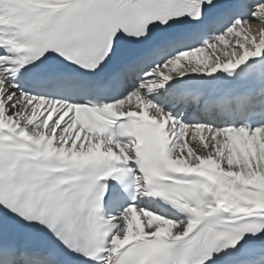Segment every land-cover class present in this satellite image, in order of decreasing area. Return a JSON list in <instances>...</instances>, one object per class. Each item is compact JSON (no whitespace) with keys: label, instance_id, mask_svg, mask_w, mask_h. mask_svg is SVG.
Masks as SVG:
<instances>
[{"label":"snow or ice","instance_id":"1","mask_svg":"<svg viewBox=\"0 0 264 264\" xmlns=\"http://www.w3.org/2000/svg\"><path fill=\"white\" fill-rule=\"evenodd\" d=\"M0 264H264V0H0Z\"/></svg>","mask_w":264,"mask_h":264}]
</instances>
